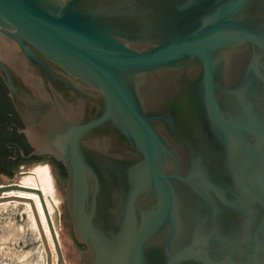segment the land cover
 <instances>
[{
	"label": "water",
	"instance_id": "95a60500",
	"mask_svg": "<svg viewBox=\"0 0 264 264\" xmlns=\"http://www.w3.org/2000/svg\"><path fill=\"white\" fill-rule=\"evenodd\" d=\"M0 76L84 264H264V0H0Z\"/></svg>",
	"mask_w": 264,
	"mask_h": 264
},
{
	"label": "rangeland",
	"instance_id": "374dc122",
	"mask_svg": "<svg viewBox=\"0 0 264 264\" xmlns=\"http://www.w3.org/2000/svg\"><path fill=\"white\" fill-rule=\"evenodd\" d=\"M38 164H47L50 167L54 186L60 197V223L59 230L62 242L63 259L67 264H84V248L78 246L71 233V224L64 202L65 176L58 178L47 161L24 163L14 169L12 175H5L0 171V185L17 183L20 171H24ZM41 241L36 236L31 221L24 206H8L0 210V264H44Z\"/></svg>",
	"mask_w": 264,
	"mask_h": 264
},
{
	"label": "bare ground",
	"instance_id": "6f19581e",
	"mask_svg": "<svg viewBox=\"0 0 264 264\" xmlns=\"http://www.w3.org/2000/svg\"><path fill=\"white\" fill-rule=\"evenodd\" d=\"M20 176L21 177L17 182V185L21 188L7 190L2 193V197H4V199L0 200V210L5 209L10 205L24 206L34 232L41 241L44 253V264H47V259L41 233L44 235L51 252L52 264H56L57 253L47 221L46 212L48 213L62 251V242L59 234L61 227V212L59 206L61 200L56 192L50 167L47 164H38L30 169L22 171ZM36 190L40 191L41 194H39ZM57 214L59 215V220H57ZM64 263L67 264L65 259Z\"/></svg>",
	"mask_w": 264,
	"mask_h": 264
},
{
	"label": "flooded vegetation",
	"instance_id": "af4514ba",
	"mask_svg": "<svg viewBox=\"0 0 264 264\" xmlns=\"http://www.w3.org/2000/svg\"><path fill=\"white\" fill-rule=\"evenodd\" d=\"M33 151L34 148L27 138L25 125L14 106L4 80L0 76V171L11 176L14 169L24 163L47 161L55 175L58 178L66 175V180L68 170L64 163L48 155H34ZM72 238L78 246L84 248L85 254V247L78 243L73 235Z\"/></svg>",
	"mask_w": 264,
	"mask_h": 264
}]
</instances>
